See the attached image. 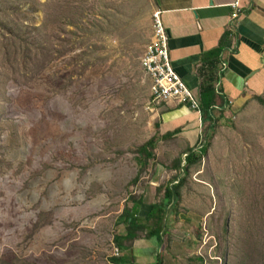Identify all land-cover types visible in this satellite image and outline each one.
<instances>
[{
    "label": "rangeland",
    "instance_id": "1",
    "mask_svg": "<svg viewBox=\"0 0 264 264\" xmlns=\"http://www.w3.org/2000/svg\"><path fill=\"white\" fill-rule=\"evenodd\" d=\"M67 1L74 25L47 38L63 0H0V264H112L133 198L161 202L180 175L165 264H264V104L184 175L143 67L155 0Z\"/></svg>",
    "mask_w": 264,
    "mask_h": 264
},
{
    "label": "crops",
    "instance_id": "2",
    "mask_svg": "<svg viewBox=\"0 0 264 264\" xmlns=\"http://www.w3.org/2000/svg\"><path fill=\"white\" fill-rule=\"evenodd\" d=\"M235 5H239L238 10H234ZM155 8L156 13H162L170 34L173 66L200 103L206 62L213 52L225 50L215 70V88L229 104L216 129L217 139L225 124L244 119V111L264 97V0H155ZM215 112L220 115L219 109ZM154 113L162 137L180 130L168 141L176 139L181 146L199 152L206 127L201 111L168 102ZM161 249L158 240L140 238L123 256L127 264H158ZM166 257L165 252L168 261Z\"/></svg>",
    "mask_w": 264,
    "mask_h": 264
},
{
    "label": "trees",
    "instance_id": "3",
    "mask_svg": "<svg viewBox=\"0 0 264 264\" xmlns=\"http://www.w3.org/2000/svg\"><path fill=\"white\" fill-rule=\"evenodd\" d=\"M68 1L63 0L62 3L56 4L54 2L55 9L47 12L45 26L44 29L47 34V38L51 36L50 30L58 25V29L62 31V28L65 26L74 25L70 20V15H73V8L68 7ZM80 11V8H77ZM58 11V15L57 12ZM74 21L78 24L79 19L75 18ZM80 29V28H79ZM54 37V35H53ZM39 50L43 52L44 50L40 47ZM71 51V50H70ZM224 49H220L218 51L213 52L212 57L206 62V66L204 67L203 84L201 89V115L203 119V123L206 124V127L202 136V143L200 145V150L198 153L193 148H189L187 152L183 153L185 157L184 160H177L174 168L175 170H182L184 175L188 176L189 170L197 164H201L204 157L208 156L210 149L213 146V142L216 136V129L220 120L224 115L225 108L229 104L227 99L216 91L215 84L217 82L215 76V70L219 67L222 62V56L224 53ZM51 53H55L56 51H50ZM64 55V54H63ZM50 55L43 54L44 59H49ZM53 57V56H52ZM49 63V61H48ZM260 104H264L263 99H257ZM219 109L220 115H216L215 110ZM158 128V124H157ZM180 133V130H176L173 133H168L162 137L163 140H170L176 134ZM155 143H147L141 146L138 149V153L141 157L147 156L151 158L153 154L150 152L149 148H154ZM181 177V175H180ZM179 176L174 180L176 183L173 186H168L165 190L163 200L161 202H157L150 206L145 205L144 198L134 197L132 200L133 206L131 208H126L122 219L119 224H124L126 226V233L122 236L116 237L115 246L120 253H125L132 249L133 244L136 240L140 238L146 239H154L158 240L161 248H165L166 240L171 241L172 236L167 230L168 221H169V212L170 209H177L179 204L182 201V189L186 184V178L180 179ZM139 177L135 179L133 182H138ZM171 210V211H172ZM141 214H145V218L140 217ZM177 219V218H176ZM159 255L158 264H165V251H162ZM120 256V255H119ZM112 264H127V258L125 256L122 257H114L112 258ZM192 264H196L195 261H192Z\"/></svg>",
    "mask_w": 264,
    "mask_h": 264
},
{
    "label": "built area",
    "instance_id": "4",
    "mask_svg": "<svg viewBox=\"0 0 264 264\" xmlns=\"http://www.w3.org/2000/svg\"><path fill=\"white\" fill-rule=\"evenodd\" d=\"M238 10L239 5H235ZM239 17L236 14L235 18ZM170 34L167 31L162 13L154 16V40L143 58V67L152 82V99L155 106L168 102L188 105L194 111H200V99L187 88L186 83L173 66L170 56ZM116 255L120 253L116 250Z\"/></svg>",
    "mask_w": 264,
    "mask_h": 264
},
{
    "label": "clouds",
    "instance_id": "5",
    "mask_svg": "<svg viewBox=\"0 0 264 264\" xmlns=\"http://www.w3.org/2000/svg\"><path fill=\"white\" fill-rule=\"evenodd\" d=\"M120 253V252H119Z\"/></svg>",
    "mask_w": 264,
    "mask_h": 264
}]
</instances>
